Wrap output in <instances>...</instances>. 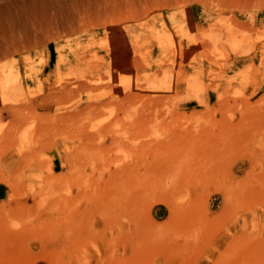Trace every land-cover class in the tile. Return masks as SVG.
<instances>
[{
	"label": "rangeland",
	"instance_id": "374dc122",
	"mask_svg": "<svg viewBox=\"0 0 264 264\" xmlns=\"http://www.w3.org/2000/svg\"><path fill=\"white\" fill-rule=\"evenodd\" d=\"M0 264H264V0H0Z\"/></svg>",
	"mask_w": 264,
	"mask_h": 264
},
{
	"label": "bare ground",
	"instance_id": "6f19581e",
	"mask_svg": "<svg viewBox=\"0 0 264 264\" xmlns=\"http://www.w3.org/2000/svg\"><path fill=\"white\" fill-rule=\"evenodd\" d=\"M100 67H101V66H100ZM95 68H96V67H95ZM98 68H99V67H98ZM81 84H82V83H81ZM86 84H87V87H89V86H88V83H86ZM82 85H84V84H82ZM89 85H90V84H89ZM128 85H129V84H128ZM91 86H92V85H91ZM96 86H97V85H96ZM96 86H95V87H96ZM101 87H102V86H101ZM97 88H98V87H97ZM102 88H103V87H102ZM94 89H95V88H94ZM134 89H135V88H134ZM65 90H66V91H69L68 88H66V86H64L63 88L60 87L59 89H57L58 92H56V93H61V92H65V93H67ZM70 91H71V89H70ZM94 91H95V90H94ZM128 91H129V90H128ZM89 92H90V91H89ZM92 92H93V91H92ZM92 92H91V93H92ZM107 92H108V91H107ZM129 92H130V91H129ZM134 92H135L134 94H136L137 96H138V94L140 95V93L138 92V90H136V91H134ZM137 92H138V93H137ZM141 92H142V91H141ZM91 93H90V95H91ZM153 93H154V92H153ZM132 94H133V93H132ZM94 95H95V94H94ZM134 96H135V95H134ZM134 96H133V97H134ZM93 97H94V96H93ZM109 97H110V96H109ZM90 98H92V96H90ZM106 98H107V97H106ZM130 99H131V97H130ZM154 99H156V98H154ZM151 100H152V99H151ZM104 101H105V100H104ZM153 101H154V100H152V102H153ZM87 102H88V101H87ZM93 102H94V101H93ZM89 103H90V102H89ZM97 103H98V102H97ZM92 104H93V103H92ZM92 104H91V106L88 105V103H87L86 105L92 107ZM95 104H96V103H95ZM101 104H102V103H101ZM93 106H94V104H93ZM95 106H96V105H95ZM97 106H98V105H97ZM90 107H89V108H90ZM99 107H100V104H99L98 107H96V110H97V108L99 109ZM92 110H93V109H92ZM118 111H119V110H118ZM94 112H95V111H94ZM121 118H122V116H121ZM112 119H113V118H112ZM114 119H116V117H115ZM113 121H114V120H113ZM91 131H92V130H91ZM96 131H97V130H94V129H93V132L96 133ZM101 131H102V130H101ZM90 133H91V135L94 134V133H92V132H90ZM95 135H96V134H95ZM155 136H156V135H155ZM113 138H114V137H113ZM156 138H157V137H156ZM106 139H107V138H106ZM110 140H112V137H111ZM113 140H114V139H113ZM113 140H112V141H113ZM156 141H157V139H156ZM5 143H6V142H5ZM1 144H2V143H1ZM154 154H155V153H154ZM155 156H157V155H155ZM154 158H155V157H153V161H155ZM156 159H158V157H156ZM150 160H151V159H150ZM190 165H191V164H190ZM151 166H153V164H152ZM155 167H157V165H156ZM120 168H121V167H120ZM150 168H151V167H150ZM148 171H149V170H148ZM152 171H153V170H152ZM144 172H145V171H144ZM120 175H121V174H120ZM125 175H126V174H125ZM145 175H147V174H145ZM148 175H149V174H148ZM120 177H121V176H120ZM144 177H145V176H144ZM148 178H149V177H148ZM142 180H143V179H142ZM151 180H152V179H151ZM154 180H155V179H154ZM120 181H121V180H120ZM127 182H128V181H127ZM132 182H133V181H132ZM130 184H132V183L130 182ZM137 184H138V182H137ZM142 184H145V183H142ZM123 185H124V184H123ZM148 185H149V184H148ZM148 185H146V186L148 187ZM153 185H154V184H153ZM117 186H118V185H117ZM129 186H130V185H129ZM146 186H144V187H146ZM114 188H115V187H114ZM116 190H117V188H116ZM124 190H125V189H124ZM124 190H123V191H124ZM125 192H126V191H125ZM115 193H116V192H115ZM124 194H125V193H124ZM124 196H125V195H124ZM123 198H125V197H123ZM126 198H127V197H126ZM126 201H127V200H126Z\"/></svg>",
	"mask_w": 264,
	"mask_h": 264
}]
</instances>
